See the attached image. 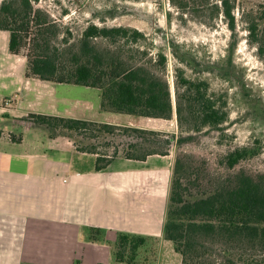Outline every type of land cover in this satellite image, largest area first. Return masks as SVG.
<instances>
[{"label":"trees","instance_id":"16d2710c","mask_svg":"<svg viewBox=\"0 0 264 264\" xmlns=\"http://www.w3.org/2000/svg\"><path fill=\"white\" fill-rule=\"evenodd\" d=\"M33 1L0 3V31L9 32L12 54H25L27 78L99 89L104 112L177 123V133H165L40 114L24 118L45 127L52 137L72 139L78 152L96 155L97 171L116 159L145 161L152 155L167 156L174 146L179 150L199 134L224 131L230 118L228 99L211 92L204 75L215 74L230 83H242L231 55L235 41L224 63H206L173 39L163 36L165 49L151 45L156 50L153 54L148 36L136 28L90 24L77 45L69 49V39L58 23L46 11L35 8ZM170 1L181 13L182 21L188 16L213 29L222 20L235 38L236 10L243 8L239 0ZM241 19L263 56L264 49L257 42L264 5L243 11ZM66 44L68 47H64ZM170 57L175 61L171 65ZM116 140H121L119 146ZM261 152L257 145L238 147L225 154L221 164L234 170ZM189 176L180 151L173 168L163 236L181 255L182 264H202L208 244L259 253L256 256L260 259L251 255L249 264H264V174L254 176L241 171L200 195H189ZM104 235L101 229H89V240L110 246L115 261L121 264H142L140 251L156 238L119 232L111 242Z\"/></svg>","mask_w":264,"mask_h":264},{"label":"crops","instance_id":"0c3cea01","mask_svg":"<svg viewBox=\"0 0 264 264\" xmlns=\"http://www.w3.org/2000/svg\"><path fill=\"white\" fill-rule=\"evenodd\" d=\"M9 41L0 31V264H116L110 246L89 240L90 228L111 242L119 232L161 238L170 155L116 159L97 171L96 155L24 120L40 114L158 130V119L104 112L96 88L27 78L25 54H12Z\"/></svg>","mask_w":264,"mask_h":264},{"label":"rangeland","instance_id":"374dc122","mask_svg":"<svg viewBox=\"0 0 264 264\" xmlns=\"http://www.w3.org/2000/svg\"><path fill=\"white\" fill-rule=\"evenodd\" d=\"M239 2L243 8L236 10L237 31L234 38L222 20L213 29L188 16H184L185 20L182 21L181 13L170 0L33 1L35 8L46 11L58 23L64 36L69 39V49L77 45L82 32L90 24L136 28L148 36V47L153 54L156 50L151 45L157 49H165L163 36L167 40L173 39L185 44L196 53L198 59L206 63H224L230 55L232 41L236 42V49L231 55L242 83H230L215 74L204 75L210 83L211 92L225 95L228 99L230 118L224 125V131L199 134L194 141L186 143L179 150L174 146L167 158L174 167L181 151L186 172L190 175L187 178L189 195L212 191L219 183L233 179V174L241 171L254 176L264 174V55L259 53L257 44L251 42L249 33L245 30L246 24L241 19L243 11L249 12L251 8L264 5V0ZM111 12L113 16L109 14ZM263 23L260 24L261 34L257 43L264 49ZM64 47H68L67 44ZM174 62L170 57V65ZM241 84L245 87L242 88ZM2 106L3 99L0 98V108ZM2 119L0 113V125ZM157 123L158 131L177 133L175 120H158ZM19 128L18 125H12L9 129L16 130L14 132L18 134ZM116 142L118 146L121 144V140ZM250 145L260 147L261 154L241 162L234 170H228L221 164L228 152ZM112 152L113 148L110 149V153ZM230 247L208 244L202 264H249L251 255L259 256V253L253 254L252 251L245 252ZM139 259L142 264H182L181 255L163 235L149 241L140 251Z\"/></svg>","mask_w":264,"mask_h":264}]
</instances>
